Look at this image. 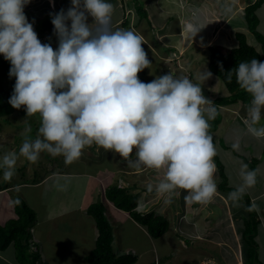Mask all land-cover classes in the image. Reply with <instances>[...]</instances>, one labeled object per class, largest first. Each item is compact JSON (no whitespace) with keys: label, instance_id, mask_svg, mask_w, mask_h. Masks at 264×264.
Instances as JSON below:
<instances>
[{"label":"clouds","instance_id":"obj_1","mask_svg":"<svg viewBox=\"0 0 264 264\" xmlns=\"http://www.w3.org/2000/svg\"><path fill=\"white\" fill-rule=\"evenodd\" d=\"M29 3L0 0V54L11 64L9 76L15 77L9 103L16 109L24 106L27 117H40L35 139L29 136V125L19 153L0 159L3 179L10 182L16 175L21 156L37 163L41 153H48L70 164L95 144L118 153L130 168L163 170L155 191L166 195V202L171 203L178 189L187 193V203L211 202L217 191V148L210 121L219 112L199 80L170 72L142 82L138 73L152 68L142 47L147 41L138 32L113 27L114 6L108 0H71L67 11L50 13L58 39L55 49L40 41L28 21L24 7ZM203 27L189 22L182 31L192 41ZM211 76L210 71L202 73L204 80ZM232 76L233 69L227 72L229 82ZM235 76L251 96L247 131L264 139V61L240 62ZM232 148L239 150V143ZM240 175L242 185L229 194L236 205L257 182L256 171L247 165ZM153 187L150 183L147 190Z\"/></svg>","mask_w":264,"mask_h":264},{"label":"rangeland","instance_id":"obj_2","mask_svg":"<svg viewBox=\"0 0 264 264\" xmlns=\"http://www.w3.org/2000/svg\"><path fill=\"white\" fill-rule=\"evenodd\" d=\"M248 1L249 0H241L243 6H241V9L236 10V6L231 3L233 0H161V5H159L162 9L166 8L170 13L172 11L171 9L174 8V11L170 13L172 15L169 16L166 21L169 25L168 27L171 25H175L176 27L179 24V26L182 27L181 29H183L185 23L187 24L188 20L190 22H196L201 26H204L192 41L186 38L187 33L185 31L181 32V36L172 34L169 35L170 37H161L160 32L163 31L159 28V26L156 25L154 18L150 15V12H148L146 2L144 1L140 4L138 3L139 6H141H136V8L138 11H140L138 13V17L141 19L137 17V14H135L136 16L134 17L138 18V21L136 22L134 21V18H132L128 13L125 16L124 21L127 22V30L137 32L139 28L143 29L145 31L144 34L146 39L151 44V46L155 48L153 52L149 44L148 46L142 45L145 52L147 53V58L152 62L151 69L146 68L140 72L142 77L147 80L146 83H148V81L154 80L158 76H162L170 72L175 73L178 77H189L191 73H194V75L189 78L199 80L201 85H204L206 90L209 92V97H211V99H209L204 92V96L208 100L212 101V99H215V97L217 98L229 95L230 93L228 86L219 76L214 74L209 67L211 63V51L209 49V45L217 42L230 47L234 46L237 44L236 32L238 30H242L248 32L250 41L259 46L256 38L249 31L245 18L246 13L244 8L248 4ZM108 2L112 3L114 6L113 20H115V18L120 17V14H118L117 10V3L119 0H108ZM134 2H136V0H134ZM123 3L127 6V8L129 5H131V1L129 0H120V4L124 5ZM60 6H67L66 8L72 6L71 0H30V3L24 7V13L28 21L33 23V27L35 29H39L43 27L46 14L58 13L57 10H59ZM237 7L240 6L237 5ZM260 8L259 16L261 21L259 28L264 34V3L260 5ZM144 9L146 10V13H144ZM144 17L148 19V22L151 25V30L149 29L148 22L144 19ZM139 21H141V24L138 23ZM139 24L140 27L138 26ZM137 26L139 28H137ZM157 30H159L158 36H160V38L155 39L154 33H157ZM37 35L39 39H45L46 42L42 43H50L51 46H56L49 30L48 32L38 33ZM160 44L164 45V47H161ZM174 44L176 45L174 46ZM177 48L179 50L174 52L177 50ZM0 56L3 55L0 54ZM197 60L198 62H196ZM206 70L210 71L212 76L211 78L204 80L202 79V73ZM4 83L14 90L15 78L6 76L4 78ZM227 105L232 108L231 111L226 112L220 105L218 112L223 117L228 115V118L230 119L229 124L240 123V121H242L244 118L240 114L243 106L241 101L239 100L233 104ZM10 118L14 119L15 123L8 124L3 127L4 131L0 135V144L5 146L7 152L14 151L19 153V149L23 141L22 133L24 132L25 128L30 125L32 131L29 133V136L32 139H35L40 125V117L38 114L32 117H27L25 108L22 106L20 109H17ZM21 122H23V124H21ZM260 125H264V120L260 121ZM224 127L226 128V126L222 127V132L225 131ZM230 129L231 128L228 127L227 131ZM15 130H17L16 137L15 139H12V135ZM250 135L251 134L249 132H246L242 137L236 136V134H234L232 138H225V136H222L221 140L223 143L227 142L228 145L238 142L240 147L246 150L247 147L242 144L247 142L245 141V138ZM18 141H21V143H18ZM12 145L13 149L11 147ZM216 148L218 150L217 146ZM5 149H2L1 151L3 156L6 154ZM216 157L220 159L218 154ZM49 160L55 166L56 171L61 173V175L59 176L56 174L52 176L53 179L49 184L55 186V188L53 189L52 193H50V197H48L46 200L47 205H44V197L41 198L45 195V188L48 186L46 185L43 187L44 185L42 183L46 182L47 179L41 183L42 187H35L34 185V188L31 189L32 195L31 198H29L30 203L28 202L37 211V220L35 221L34 225L40 240V242L37 243V246L41 251L43 260L45 259L46 254L48 257L47 261H51V264H90L86 260L85 256L94 248L96 241H91L94 228L92 229L90 227V221L88 220L91 218L90 215H87V220L84 221L82 225L76 224L75 230L69 233L62 230L59 232L55 231L53 229V223L51 222L52 220L48 222L47 213L48 210L50 212H55L58 211L60 207L63 208L64 206L66 209H68L72 205H80L81 201L79 198L83 194L82 185L79 184V181L77 183L75 182L80 178L86 179L91 174H95L94 176L98 177L96 174H100L105 171L113 173L116 171V168L119 167V165L123 164L124 160L118 153H114L111 150L106 151L102 147L94 144L90 147H86L83 150L82 156L70 164L65 162L63 156L54 157L48 153H41L40 159L37 163H31L21 156L17 160L16 166L24 165L26 168L24 170L16 169L15 176L22 175L20 178L29 176L32 181H38L42 178L43 173L47 172L46 174H49L48 168L46 166ZM250 162H252V159H250ZM221 164H224V160H222V158ZM224 166L225 164L223 165V170ZM124 169L136 170L133 168L127 169L126 167H124ZM144 169L145 168L140 170ZM255 171L256 174H258L259 169L256 168ZM62 173L66 174L64 175ZM69 173H85L86 176L70 175ZM67 174L70 176H67ZM117 174L118 173L113 174V177H110L107 183L111 182V180L116 181L117 176L115 175ZM132 175H137L135 178H133V180L137 181V187L133 190L142 195V199H140L142 200L143 205H140L139 199V208L144 212L154 210L164 213L169 219L170 225L172 223L173 226L172 229L169 227L167 232H171L170 234L174 236L173 230H177L178 228L179 216L188 211V204L186 203L185 199L182 198L183 194L187 195V193L185 191L182 192V189H178L177 193L172 197L171 203H168L166 202L168 199L166 195H158V193L155 191V182H159L156 181L155 177L159 176V171L155 172V170L150 169L139 171ZM222 179L224 180V178L219 176L217 181L220 182ZM150 183L154 186L152 192L147 190V185ZM232 187H234V189L236 188V186ZM234 189L233 191L236 190ZM30 192H26V196H28ZM228 193L231 192L228 191ZM145 196H147V199H145ZM242 197H245L246 201L249 200V204L253 203L250 201V197L246 191H244ZM211 203H215V196L211 200ZM71 209L73 212H76L77 210V208ZM210 210L212 211L214 208H210ZM246 210L250 212L247 207ZM175 211H178L180 215ZM0 213V223H4L8 217H12L14 215V210H12V208H10L7 203H4V207L0 210ZM254 213H256L255 210ZM234 214L236 215L238 222H241L239 213ZM75 215L76 213H74V216ZM109 218L114 221L113 225L115 227L117 247H122V249L125 251L136 253L138 260L135 264H147L148 261L154 257L153 251L156 249V246H154L155 244H157V247L162 249L161 252H163L164 246L171 247L168 239L166 241V239L163 238V235L161 238H155L156 242L150 249H148L149 247H147V242H149V240L146 238L143 226L140 227L137 225V222L135 224V221L129 218V215L124 216L117 211H113L112 213L110 211ZM91 220H93V222L95 221L94 219ZM233 230L235 231L234 228ZM81 231H83L82 235L80 233ZM235 232L238 237L239 229L237 230L236 228ZM257 232H259V230ZM49 233L54 236V241H49L47 239V235ZM95 233L98 234V231H95ZM153 247H155L154 250ZM9 248L12 249L13 246H9ZM158 251L161 253L160 250ZM0 253L2 252L0 251ZM5 255L6 258L3 260L0 254V264H19L12 257V255L9 256L8 253H5ZM258 258L260 262L264 264V238H262L258 243Z\"/></svg>","mask_w":264,"mask_h":264},{"label":"crops","instance_id":"obj_3","mask_svg":"<svg viewBox=\"0 0 264 264\" xmlns=\"http://www.w3.org/2000/svg\"><path fill=\"white\" fill-rule=\"evenodd\" d=\"M131 1V5L127 8V6L124 4H120V0L117 3V10L118 14H120V17L115 18L113 20V27L114 28H123L126 29L127 22L124 21V18L126 14H130L132 18H134V21H138V13L140 11L137 10V7H140L139 4L142 2H146L147 10L150 12V15L154 18L156 25L159 26V28L163 31L161 33V37H170L169 35H178L182 32V27L171 25L168 27V23L166 22L168 17L171 16L174 8L171 9L172 11L169 13V11L164 8H161V0H129ZM223 1V0H222ZM229 1V0H227ZM236 2V4H235ZM139 3V4H138ZM234 6H236V10L241 9L243 4L241 3V0H233L231 2ZM160 4V5H159ZM239 5L240 7H237ZM67 6H60L59 12L61 9L67 11ZM236 13V11H235ZM137 14L138 18H135ZM141 16V15H140ZM142 17V16H141ZM141 19V18H140ZM144 19L148 22V19L144 17ZM93 18L91 16L88 17V23H92ZM124 22V23H123ZM139 21L138 23H140ZM141 24V23H140ZM140 24L138 25L140 27ZM137 26V28H139ZM149 29L151 30V25L148 22ZM159 30H157V33H154L155 39L160 38ZM139 34L143 35L145 37V40L147 43H144L143 46H150L152 51L155 49L151 44L148 42L145 36V31L143 29H140L137 31ZM56 46L52 47L55 49L58 47V39L54 40ZM180 42V41H179ZM178 42V43H179ZM161 45V44H160ZM161 47H164V45H161ZM154 52V51H153ZM216 98V97H215ZM214 99V98H213ZM251 101V100H250ZM243 104L242 109L240 111V114L244 117L242 121L238 124H229L230 119L228 118V115L225 117L222 116L221 122L219 123L218 127L213 131V136L215 138V145L218 147L217 154L219 155L218 159L221 162L224 160V173L227 178V184L228 189H223L221 187V184L224 182L223 179L218 182L217 178L222 175L220 174V167L215 161L217 171L215 173V181L217 184V191L215 194V203H187L188 204V211L186 213H183L182 215L178 213L179 216V223L177 230H173L174 236H172L169 232H166L164 234V239H168L169 244L171 247H165L163 248V253L160 255H165L167 253H176V262L178 263V258L181 257L182 264H243V252H242V233L245 228V223L248 218H250L249 211L246 210V203L245 197H242L239 204L236 205L233 203V201L229 198V192H233L234 187L235 189L240 187L243 183L240 172L242 165H247L248 170H255L256 168L259 169V172L257 174V182L254 186L248 187L245 189L247 194L250 197L251 203L258 211V219L260 220V223L258 225V234L256 236V242L257 244L260 242L262 238H264V139H257L254 136L250 135L247 138H245V141H247L245 145L247 149H243L239 145V150H233L232 144L228 145L227 142L223 143L222 136H225V138L233 137L234 134L236 136L242 137L247 131V126L244 121L247 120V106L249 103L245 104L241 101ZM233 104V103H230ZM222 108L228 112L231 111L232 108L229 105H223ZM261 120H264V112H262V118ZM237 122V121H235ZM14 124V119L11 118L10 124ZM23 124V122H21ZM8 125V124H6ZM20 125V124H19ZM224 127V132H222V127ZM230 127L231 129L227 131V128ZM4 129L0 132L3 133ZM17 130L13 132L12 139H15ZM18 143H21V141H18ZM13 149V145L11 146ZM2 149H5V146L0 144V159L3 157V153L1 152ZM6 150V149H5ZM6 153L7 150H6ZM135 159V157H132ZM250 159H252V162H250ZM222 164V166L224 165ZM24 166V165H23ZM126 167L127 169H130V167L127 166L126 162L123 161V164L119 165V167L116 168V171L109 172L105 171L100 174H96L98 177L94 176L95 174L89 175L86 179L80 178L75 183L79 181V184L82 185V191L83 194L79 198L81 201L80 205H72L68 209L65 208V206L62 208L60 207V211H49L47 213V219L48 222L53 223V229L55 231H64V232H73L75 230V225L80 224L82 225L84 221L87 219V208L88 206L96 201L97 199H104L105 197V186L107 185L108 179L111 177V175L118 173L116 181H119L118 179H122L125 183L128 184L129 189L133 190L137 187V181L133 180L137 175L135 174L139 171L144 170H150V169H144V170H126L124 169ZM26 168V166H25ZM23 168V170L25 169ZM49 168V167H48ZM16 169L20 170L22 169L20 166H16ZM143 169V168H141ZM155 172H157L155 170ZM61 175V173H58L56 170L53 172H49L48 176H46L41 181H32L29 176L25 178H20L21 176H14L10 182L5 181L3 179V169H0V210L3 209L4 203H7L12 210H14V202L17 200L18 197H22L27 202H29V198H31L32 191L31 189L35 187H42V184L45 187V195L44 197V205H47V198L50 197V193H52L55 186H52L49 184L52 179L53 175ZM66 174V173H62ZM70 175H82L86 176L85 173H69ZM67 174V176H70ZM122 174V175H121ZM156 174V173H154ZM66 176V177H67ZM114 176V177H115ZM164 171H159V176L155 177L156 181H159L163 179ZM48 177V178H47ZM65 177V176H64ZM47 179V180H46ZM42 183L43 181H45ZM103 182V185H102ZM155 182V181H154ZM42 183V184H41ZM158 182H155V184ZM139 186V185H138ZM234 189V190H235ZM231 190V191H230ZM31 191V192H30ZM134 191V190H133ZM184 190H182L183 192ZM26 192H30L28 196H26ZM159 195V194H158ZM157 195V197H158ZM180 195V194H179ZM186 194H183L182 198H184ZM145 199H147V196H145ZM30 203V202H29ZM212 204V205H211ZM71 208H77L76 212H73ZM210 208H214V210H210ZM111 213L113 211H117L121 213L122 215H129L128 212H125L121 209H118L116 206H114L110 201H107V214L109 216V212ZM74 213L76 215L74 216ZM234 213H239L241 217V222H238L237 217ZM1 214V213H0ZM185 214V215H184ZM15 214L12 216L14 217ZM232 216V217H231ZM8 217V219L12 218ZM91 218L88 220L90 221V227L93 229L94 232L92 233L91 241L94 242L97 238V227L95 221L93 222V217L90 215ZM129 218L130 215H129ZM6 219V221L8 220ZM132 219V218H131ZM133 220V219H132ZM5 221V222H6ZM113 221V220H112ZM4 222V223H5ZM114 222V221H113ZM136 224V222H134ZM3 224V223H0ZM35 225V224H34ZM140 227L139 223H137ZM144 227V226H143ZM172 223L170 225V229H172ZM33 228L34 237L37 240V243L40 242L39 236L36 233V230ZM233 228L236 231L239 229L238 237L236 235V232L233 230ZM141 229V228H140ZM144 233L146 235V238L149 240L148 242V249H150L153 244L156 242L155 238H152L151 235L146 231L145 228ZM81 235L83 231L80 232ZM47 239L49 241H54V236L50 233L47 235ZM169 237V238H168ZM161 238V237H160ZM162 238V239H163ZM182 238V239H181ZM154 239V240H153ZM36 243V244H37ZM156 249L153 247V250L155 251L162 250L161 248L157 247V244H155ZM169 248V249H168ZM122 249V247H121ZM166 249V250H165ZM233 251V252H232ZM3 260H5V254L0 253ZM47 255L45 254V261L47 264H51L52 262L47 261Z\"/></svg>","mask_w":264,"mask_h":264},{"label":"trees","instance_id":"obj_4","mask_svg":"<svg viewBox=\"0 0 264 264\" xmlns=\"http://www.w3.org/2000/svg\"><path fill=\"white\" fill-rule=\"evenodd\" d=\"M264 3V0H249L248 4L244 8L245 18L249 31L254 35L259 43V46L250 41L249 33L246 31L238 30L236 32L237 44L234 46H227L222 43L214 42L209 45L211 51V63L210 69L214 74L219 76L224 83L228 86L229 95L224 97H217L213 100L217 110L219 106L227 105L237 101H242L245 104L249 103L251 96L244 89H242L237 83L235 76V68L242 61H250L255 58L258 61H264V34L260 31V5ZM142 10V9H141ZM144 13L146 10L144 9ZM43 27L35 29L38 33H45L50 31L51 37L55 40L54 25L52 24V16L46 14ZM124 23V22H123ZM184 54V53H183ZM184 56V55H183ZM198 62V60L196 61ZM11 64L4 59V56H0V132L6 124H10L12 114L17 110L9 103V99L13 94V90L4 83V78L9 76ZM233 69V76L231 82L227 79V72ZM193 73L190 74V78ZM139 79L142 82H147L140 72L138 73ZM15 78V77H11ZM151 82V81H148ZM221 114L211 121L210 133L218 127L221 122ZM245 122V121H244ZM213 136V134H212ZM214 144L215 138L213 136ZM218 166L220 167V174L224 178V182L221 184L223 189H228L227 178L223 171V166L217 157L214 158ZM48 172L56 170L55 166L49 162L46 164ZM22 169L25 166H20ZM47 173V172H46ZM46 173L42 174L44 179ZM113 175H111V178ZM40 179V180H41ZM39 181V180H38ZM105 199H97L92 202L87 212L95 220L97 227V238L94 248L86 254L85 258L90 264H135L138 260L136 253L129 252L117 247L115 237V227L112 219L107 214V200L110 201L118 209L128 212L130 217L140 225L144 226L146 231L149 232L152 238H160L166 234L170 227V221L167 216L162 212L142 211L139 208V199L142 197L138 192L130 190L128 187L119 184L118 181L107 183L105 186ZM142 199V198H141ZM140 199V205L142 206V200ZM17 200L20 203L14 202V214L15 216L8 219L5 223L0 224V251L2 253H8L19 264H46L42 258L40 249L37 246V240L34 237L33 226L37 220V211L22 197H18ZM246 207L250 210L251 219L248 218L245 223V228L242 233V252H243V264H262L258 258V244L256 242V236L258 234V225L260 220L258 218V211L252 205L249 204V200L246 203ZM254 210L256 213H254ZM182 239V238H181ZM148 245V242H147ZM9 246H13L12 249ZM155 248V247H154ZM161 252V250H160ZM154 257L148 261L147 264H182L181 257L176 262V253H167L160 255L159 251H153ZM180 259V260H179Z\"/></svg>","mask_w":264,"mask_h":264},{"label":"water","instance_id":"obj_5","mask_svg":"<svg viewBox=\"0 0 264 264\" xmlns=\"http://www.w3.org/2000/svg\"><path fill=\"white\" fill-rule=\"evenodd\" d=\"M201 88H202L203 92H205V94L208 96V98L211 99V98L209 97V93H208V91L204 88V86L201 85Z\"/></svg>","mask_w":264,"mask_h":264},{"label":"built area","instance_id":"obj_6","mask_svg":"<svg viewBox=\"0 0 264 264\" xmlns=\"http://www.w3.org/2000/svg\"><path fill=\"white\" fill-rule=\"evenodd\" d=\"M40 41H41V42H46L45 39H42V38L40 39Z\"/></svg>","mask_w":264,"mask_h":264},{"label":"bare ground","instance_id":"obj_7","mask_svg":"<svg viewBox=\"0 0 264 264\" xmlns=\"http://www.w3.org/2000/svg\"><path fill=\"white\" fill-rule=\"evenodd\" d=\"M190 21L188 20V22L187 23H189ZM185 25H186V23H185Z\"/></svg>","mask_w":264,"mask_h":264}]
</instances>
